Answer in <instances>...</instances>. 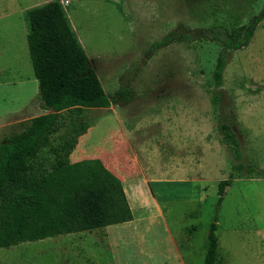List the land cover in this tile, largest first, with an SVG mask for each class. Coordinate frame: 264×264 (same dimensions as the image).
Segmentation results:
<instances>
[{
    "label": "rangeland",
    "instance_id": "374dc122",
    "mask_svg": "<svg viewBox=\"0 0 264 264\" xmlns=\"http://www.w3.org/2000/svg\"><path fill=\"white\" fill-rule=\"evenodd\" d=\"M50 1L0 0V141L15 124L50 112L34 75L26 19L28 10ZM59 1L115 100L108 109L59 112L49 145L31 159L32 174L38 185L111 164L125 174L132 159L140 176L132 182L139 186L134 219L0 248V261L204 264L218 215L217 264H264V177L236 179L217 207L218 183L233 164L264 171V19L246 45H227L233 29L261 17L264 0ZM220 54L227 66L215 90ZM120 90H127L123 99L116 97ZM74 119L90 126L77 132ZM222 124L233 128L236 150L223 141Z\"/></svg>",
    "mask_w": 264,
    "mask_h": 264
},
{
    "label": "trees",
    "instance_id": "16d2710c",
    "mask_svg": "<svg viewBox=\"0 0 264 264\" xmlns=\"http://www.w3.org/2000/svg\"><path fill=\"white\" fill-rule=\"evenodd\" d=\"M26 19L34 75L40 98L50 112L15 124L0 141V248L92 232L134 219L122 181L106 167L37 184L31 159L49 145L58 113L75 107L108 109L115 98L105 92L59 0L28 10ZM263 19L264 12L254 23L233 29L227 45L233 49L246 45ZM226 66V57L220 54L213 74L215 90L223 86ZM126 94L127 90H120L116 97L123 99ZM219 99L215 91L216 106ZM71 126L82 132L90 124L74 119ZM220 132L223 141L236 150L237 136L231 125L222 124ZM263 177L264 171L252 164H233L230 176L218 183L217 207L236 179ZM217 222L215 215L204 264H217Z\"/></svg>",
    "mask_w": 264,
    "mask_h": 264
},
{
    "label": "crops",
    "instance_id": "0c3cea01",
    "mask_svg": "<svg viewBox=\"0 0 264 264\" xmlns=\"http://www.w3.org/2000/svg\"><path fill=\"white\" fill-rule=\"evenodd\" d=\"M115 142V141H114ZM110 155L113 159L116 158V156L119 154V151L116 147V145L114 147H112L110 150ZM119 156V155H118ZM130 163V171L128 173H119V171L115 170L114 168V164H111L109 167H107L110 171H112L121 181H122V184H123V187H124V190H125V193H126V196H127V199H128V202H129V205L131 207V210H133L132 208V202L135 204V199H134V193H136L137 191V188L139 189V186L132 183L134 181L133 178H137L140 176H138L136 173H134V169L133 166V161L132 159L129 161ZM131 172V173H130ZM138 176V177H137ZM133 179V180H132ZM149 179H145V182L148 183ZM137 187V188H136ZM137 204V203H136ZM156 205H157V208H158V211L161 213V207L159 206V204L156 202ZM134 216V215H133ZM101 230V229H100Z\"/></svg>",
    "mask_w": 264,
    "mask_h": 264
}]
</instances>
